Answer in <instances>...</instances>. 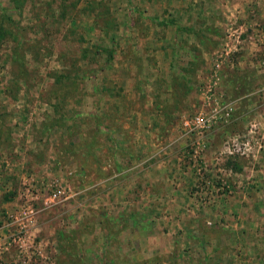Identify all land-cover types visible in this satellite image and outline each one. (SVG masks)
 Listing matches in <instances>:
<instances>
[{"label": "rangeland", "instance_id": "1", "mask_svg": "<svg viewBox=\"0 0 264 264\" xmlns=\"http://www.w3.org/2000/svg\"><path fill=\"white\" fill-rule=\"evenodd\" d=\"M0 264H264V0H0Z\"/></svg>", "mask_w": 264, "mask_h": 264}, {"label": "built area", "instance_id": "2", "mask_svg": "<svg viewBox=\"0 0 264 264\" xmlns=\"http://www.w3.org/2000/svg\"><path fill=\"white\" fill-rule=\"evenodd\" d=\"M215 113L216 112L214 111V114H212L210 118L202 114H199V115L193 116L189 121H186V120L183 121V124L186 127V131L188 132L195 128L207 127L210 124V120L215 117ZM184 126H183V129H184ZM62 192L63 191L61 189L52 190L51 193L43 201V204L45 206H48L49 204L56 203L59 200Z\"/></svg>", "mask_w": 264, "mask_h": 264}, {"label": "trees", "instance_id": "3", "mask_svg": "<svg viewBox=\"0 0 264 264\" xmlns=\"http://www.w3.org/2000/svg\"><path fill=\"white\" fill-rule=\"evenodd\" d=\"M150 20H154V18L152 19V18H150ZM163 22H167V20H164Z\"/></svg>", "mask_w": 264, "mask_h": 264}]
</instances>
